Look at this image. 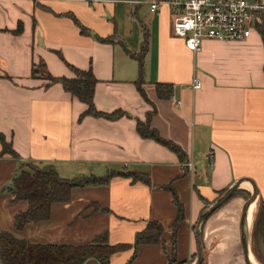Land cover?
<instances>
[{
  "label": "crops",
  "instance_id": "0c3cea01",
  "mask_svg": "<svg viewBox=\"0 0 264 264\" xmlns=\"http://www.w3.org/2000/svg\"><path fill=\"white\" fill-rule=\"evenodd\" d=\"M127 1L0 0V134L18 155L0 157V232L68 246L106 233L109 245L127 246L109 264H168L172 253L176 264H191L198 217L221 191L246 179L237 190L251 194V181L264 202V32L256 26L241 42L205 40L192 53L173 34V11L163 0ZM152 2L159 4L154 14ZM132 31L136 38L128 41ZM145 32L141 88L150 103L136 87L138 63L131 57L139 55ZM106 38L112 42L100 41ZM40 63L56 78H74L68 64L90 70L96 109L126 116L80 118L83 103L32 75ZM194 78L198 90L191 88ZM157 83L172 86L170 98L158 99ZM153 109L150 127L186 161L137 133V121ZM27 163L52 165L65 179L116 172L144 175L148 183L117 176L105 186L74 188L68 202L51 206L48 221L15 231L14 215L27 205L11 203L7 188ZM174 198L182 206L175 232ZM245 201L228 200L204 222L202 264H245L239 228ZM149 222L162 226L159 241L140 245L132 258L134 238Z\"/></svg>",
  "mask_w": 264,
  "mask_h": 264
},
{
  "label": "trees",
  "instance_id": "16d2710c",
  "mask_svg": "<svg viewBox=\"0 0 264 264\" xmlns=\"http://www.w3.org/2000/svg\"><path fill=\"white\" fill-rule=\"evenodd\" d=\"M75 25L80 29L81 33L85 30L74 19ZM259 29L262 30L261 26ZM18 29L17 31H19ZM16 31V32H17ZM146 32L144 41L140 49L139 55H131L138 63V79L136 87L146 102L144 91L141 88L143 74V56L146 52ZM101 42H112L111 38L100 39ZM44 69L43 63L39 64ZM74 73V78H56L52 77L45 71V76L37 74L35 69L32 71L33 76H41L46 80L47 85L59 84L64 91L69 93L72 98H76L85 105L84 112L80 118L91 116L94 118H102L113 121L126 114L121 110H114L110 113L101 112L96 109L93 102L94 86L97 83L91 71H81L67 65ZM155 92L158 99H168L172 95V86L168 84H155ZM150 103V102H149ZM153 111L149 112L144 122L137 121L136 131L145 139H151L156 143L168 148L176 154L181 162L186 161V155L183 151L173 143L162 139L158 133L150 127V119ZM0 157L7 155L18 160L17 153L13 150L4 136L0 134ZM117 176L131 178L133 182L143 181L148 183L144 175L135 173H116L109 172L104 176L96 177L93 175L76 177L71 179L61 178L52 165H42L27 163L23 168L18 169L12 176L10 187L7 193L10 195L11 203L25 202L26 209L15 213L13 218V229L21 231L28 224H36L48 221L50 218V208L55 203H66L70 199V192L74 188H83L89 186H105L109 181ZM224 191L219 194L222 195ZM219 195V196H220ZM233 196V195H232ZM232 198V197H231ZM230 198V199H231ZM229 199V200H230ZM227 202V201H226ZM225 202V203H226ZM177 208V218L173 227L176 231L182 219V206L174 198ZM255 218L253 221L252 233L250 238L251 251L260 264H264V202L259 200ZM96 210L105 211L101 208ZM162 226L156 222H149L143 232L136 234L134 238V254L140 245L157 244L162 233ZM127 248L124 245L112 246L107 242V234L102 233L97 236L90 244L68 246L59 244H37L27 240L17 238L8 231L0 232V264H85L88 261H96L98 264H109L110 257ZM168 264H176L174 253L168 258ZM202 264V263H201Z\"/></svg>",
  "mask_w": 264,
  "mask_h": 264
},
{
  "label": "built area",
  "instance_id": "2783aa9c",
  "mask_svg": "<svg viewBox=\"0 0 264 264\" xmlns=\"http://www.w3.org/2000/svg\"><path fill=\"white\" fill-rule=\"evenodd\" d=\"M131 5L142 4L140 0H128ZM162 4L173 11L172 31L184 40L186 48L197 53L205 40L221 42H241L247 39L256 26H261V2L250 0H163ZM159 4H149L154 14ZM201 87L194 78L191 88Z\"/></svg>",
  "mask_w": 264,
  "mask_h": 264
},
{
  "label": "water",
  "instance_id": "95a60500",
  "mask_svg": "<svg viewBox=\"0 0 264 264\" xmlns=\"http://www.w3.org/2000/svg\"><path fill=\"white\" fill-rule=\"evenodd\" d=\"M264 5V1H263ZM261 20H262V29L264 32V11H261ZM128 50L125 49V52ZM246 179H242L234 183L229 189H227L222 195H220L211 205L206 207L204 211L199 215L197 223L194 228V237L196 241V258L191 264H201L203 262V248L201 243V228L204 224V222L218 209L220 208L226 201H228L232 195L235 193V191L240 187V184L245 181ZM252 185V192L242 207L241 215H240V222H239V228H240V241H241V248H242V255L243 260L245 264H252L250 262V253L248 248V223H247V214L248 209L250 205L256 200L257 198V191L255 189L254 184L249 181ZM10 187V186H9Z\"/></svg>",
  "mask_w": 264,
  "mask_h": 264
},
{
  "label": "bare ground",
  "instance_id": "6f19581e",
  "mask_svg": "<svg viewBox=\"0 0 264 264\" xmlns=\"http://www.w3.org/2000/svg\"><path fill=\"white\" fill-rule=\"evenodd\" d=\"M257 206H258V200L254 201L248 209V214H247L248 230H251L253 227V221L255 218V214H256V211L258 210ZM249 257H250V262L252 264H260L256 261V259L254 258L252 254H250Z\"/></svg>",
  "mask_w": 264,
  "mask_h": 264
},
{
  "label": "rangeland",
  "instance_id": "374dc122",
  "mask_svg": "<svg viewBox=\"0 0 264 264\" xmlns=\"http://www.w3.org/2000/svg\"><path fill=\"white\" fill-rule=\"evenodd\" d=\"M250 1H253V0H250ZM139 18H142V16L141 15H139ZM128 35H129V33H128ZM135 36V32H130V38L129 39H127L128 41H130L131 40V38L132 37H134ZM135 38H136V36H135ZM133 42H134V39H133ZM137 42V41H136ZM135 45H136V43H134ZM125 48L126 49H129V47H127V46H125ZM137 63V62H136ZM35 71H40L39 73H42V75H44L45 73H44V69H42L41 68V66L40 65H38V66H36V69H35ZM45 76V75H44ZM61 174H62V172H61ZM63 175V174H62ZM63 176H65V175H63ZM250 193H246L245 191H243V190H237L234 194H233V196H232V198H235V197H238V198H242V199H244V200H247V199H249V197H250ZM231 198V199H232Z\"/></svg>",
  "mask_w": 264,
  "mask_h": 264
}]
</instances>
